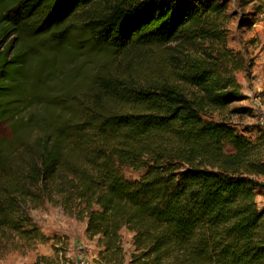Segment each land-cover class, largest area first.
Here are the masks:
<instances>
[{
  "label": "trees",
  "instance_id": "trees-1",
  "mask_svg": "<svg viewBox=\"0 0 264 264\" xmlns=\"http://www.w3.org/2000/svg\"><path fill=\"white\" fill-rule=\"evenodd\" d=\"M226 5L0 0L2 234L47 240L27 207L50 201L85 221L97 264H125L123 230L131 264H264V133L204 118L245 99L227 53L172 70L150 54L217 38L201 24Z\"/></svg>",
  "mask_w": 264,
  "mask_h": 264
},
{
  "label": "rangeland",
  "instance_id": "rangeland-1",
  "mask_svg": "<svg viewBox=\"0 0 264 264\" xmlns=\"http://www.w3.org/2000/svg\"><path fill=\"white\" fill-rule=\"evenodd\" d=\"M220 1L227 3L225 10L221 14L204 18L201 24V29L215 31L217 38L204 44L171 43L155 52L151 49L150 54H156L154 59L163 62L166 70H172L183 63L184 57L196 55V52H210L214 47L225 51L229 62L224 61V68L233 73L245 99L231 104L224 110L212 111L204 118L230 122L237 129H247L253 138H256L264 133V128L258 125V116L264 114V0L253 3H246L245 0ZM119 59L118 56L112 59L111 69L118 67ZM237 66L240 68L235 69ZM243 107L254 109L253 114L232 112L233 109ZM39 110L40 107L35 106L23 110L22 114L27 115L30 111ZM0 134L4 137L11 136L7 124L0 125ZM123 173L132 180L141 174L130 168H124ZM257 193L258 205L262 207L264 189L259 188ZM55 203L44 201L38 206L27 207L35 223L47 235V240H37L25 245L17 236V232L9 229L3 234L0 232V238L5 242L1 250L0 264H75V255L78 253L92 255L93 252L95 258L91 263L97 264L96 239L90 240L86 236L85 221L66 214L62 207ZM132 236L129 231H122L125 264H131V254L134 250ZM13 238L14 241L6 242Z\"/></svg>",
  "mask_w": 264,
  "mask_h": 264
},
{
  "label": "crops",
  "instance_id": "crops-1",
  "mask_svg": "<svg viewBox=\"0 0 264 264\" xmlns=\"http://www.w3.org/2000/svg\"><path fill=\"white\" fill-rule=\"evenodd\" d=\"M256 200H257V202L259 203V198L257 197L256 198ZM264 206V205H263ZM86 226V224L84 223V227ZM89 252V251H88ZM90 252H92V251H90ZM91 255V254H90ZM90 255L89 254H86V255H84V254H82V253H78L77 255H75L76 257V262H75V264H92L91 263V260L93 259V258H95V254H94V252H93V254L91 255V258H90Z\"/></svg>",
  "mask_w": 264,
  "mask_h": 264
},
{
  "label": "built area",
  "instance_id": "built-area-1",
  "mask_svg": "<svg viewBox=\"0 0 264 264\" xmlns=\"http://www.w3.org/2000/svg\"><path fill=\"white\" fill-rule=\"evenodd\" d=\"M258 125L264 127V114L258 116Z\"/></svg>",
  "mask_w": 264,
  "mask_h": 264
}]
</instances>
